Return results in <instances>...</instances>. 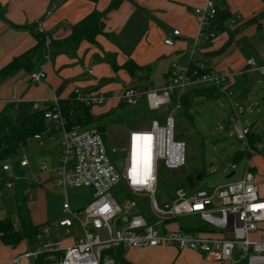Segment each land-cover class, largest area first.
I'll list each match as a JSON object with an SVG mask.
<instances>
[{
  "label": "built area",
  "instance_id": "obj_1",
  "mask_svg": "<svg viewBox=\"0 0 264 264\" xmlns=\"http://www.w3.org/2000/svg\"><path fill=\"white\" fill-rule=\"evenodd\" d=\"M61 0H52L51 10ZM218 0H207L205 6L195 9L199 26L195 43H207L215 37L210 29L211 21L218 14ZM222 9H227L223 7ZM241 18L236 14L230 18L233 25ZM174 30L173 36H180ZM50 43V38H47ZM165 43L173 45L169 36ZM207 60H199L193 67L173 68L161 88L130 86L118 96V102L138 105L146 101L150 109H160L175 101L173 109H181L182 96L193 88L214 86L231 108L232 129L237 138L249 147L248 136L252 129L243 123L247 111L237 98L234 85L235 75L206 68ZM249 68H255L264 76V64L255 59L247 61ZM92 74V69H87ZM242 74V72H239ZM46 77L43 69L32 73L34 82ZM76 98L91 106L107 102L97 91L76 90ZM44 109L47 120L45 129L33 139H55L60 148L57 168L42 160L36 165L27 153L17 158L0 162V213L11 214L10 203L16 201L17 186L26 182L28 202L32 199L33 188L59 187L64 190L63 217L58 221L45 223L36 236V243L15 261L21 258L41 260L42 264H115V260L104 252L108 249L131 247L169 246L190 249L204 255L214 264H264V197L260 195L256 176L250 168L231 182L211 188H195L188 191L182 187L176 190L172 203L160 207L154 198L157 166L163 162L168 168L178 169L186 164V142L175 138V119L170 111L165 123L152 121L150 130L133 131L127 149L107 147L102 130L91 125L87 127L70 125L62 112L59 99L54 98ZM140 136V148L149 143L151 171H142L141 166L133 167L135 137ZM124 153L123 166H118L119 154ZM233 170L237 165H232ZM55 173V174H54ZM125 188H121V184ZM86 189L92 193L93 201L86 207L75 208L69 189ZM194 188V187H193ZM85 195V194H84ZM148 195L151 215L138 211L143 206L138 197ZM180 217H198L203 221L200 229H169L170 221ZM78 224L82 236L70 242L60 239L61 228L69 233ZM55 230V237L51 232ZM29 242V241H28Z\"/></svg>",
  "mask_w": 264,
  "mask_h": 264
},
{
  "label": "crops",
  "instance_id": "obj_2",
  "mask_svg": "<svg viewBox=\"0 0 264 264\" xmlns=\"http://www.w3.org/2000/svg\"><path fill=\"white\" fill-rule=\"evenodd\" d=\"M111 1L61 0L51 10L52 0H0V70L34 48L39 32L45 33L50 41L63 39L70 34L72 25L94 9H106ZM206 2L124 0L119 8L105 17L104 33L98 36L96 43L83 40L77 50L49 46L43 60L32 71L20 70L3 81L0 84V113L11 106L15 123L21 125L29 114L47 108L54 98L67 99L76 90L102 94L107 98L102 110L106 113L121 106L118 96L127 87L161 88L171 69H185L196 61L207 60V69L235 75L237 98L247 111L257 108L254 113L259 115L255 121L245 124L250 125L252 132L261 136L262 141L264 111L260 107V98L264 100V76L255 68H249L247 61L253 58L258 64H264V0H223L231 16L240 14L241 18L233 25L227 20L224 28L211 41L196 44L199 18L195 9L205 6ZM174 30H180V36H173ZM169 36L173 38V45L165 43ZM129 59L141 66L135 75L124 68L114 67L123 65ZM43 68L45 79L34 82L32 73ZM90 68L92 74L87 71ZM187 94L192 100V107L196 100L209 99L193 91ZM219 97V92H216V96L209 100ZM185 109L188 114L189 109ZM258 146L251 149L245 145V149L234 153L233 161L236 164L247 160L243 171L247 168L253 170L261 191L257 175L258 168L262 170L264 159L256 154ZM234 171L237 174L240 172L238 167L231 173ZM194 175L203 178L201 172ZM201 179H197L196 186L202 188L204 186L199 184ZM2 214L0 220L6 217ZM167 227L182 228L177 220L170 221ZM28 249L20 247V243L10 245L0 240V264H36L32 258L15 261ZM162 251L173 255L180 253V257L185 258L183 264H214L197 251L169 246L131 247L126 250L125 259L130 264H151V257Z\"/></svg>",
  "mask_w": 264,
  "mask_h": 264
},
{
  "label": "rangeland",
  "instance_id": "obj_3",
  "mask_svg": "<svg viewBox=\"0 0 264 264\" xmlns=\"http://www.w3.org/2000/svg\"><path fill=\"white\" fill-rule=\"evenodd\" d=\"M105 104L93 106L92 117L98 122L92 125H106L105 140L110 151L112 148L127 149L130 134L133 131L150 130L154 119L158 120L160 124H164L166 115L175 107V101H173L170 105L153 110L149 108L146 101H143L135 106L117 107L111 110L113 111L111 114L106 115L109 111L102 112ZM260 107L264 111V100L261 98ZM253 109L252 112L246 111L243 123L255 121L259 117L257 113H254L257 108ZM185 110V107L181 110L174 109L175 112L173 111L172 114L175 119V138L185 141L187 145L186 164L178 169H171L162 161L158 163V181L154 198L160 207L173 202L179 187L194 191L196 182L193 181V175L195 173L201 172L203 175L199 184L205 188H211L238 179L247 163L246 159L236 163L240 172L230 178L227 177L233 169L234 153L245 149V145L237 138L232 129L230 123L232 111L230 106L224 103V99L221 97L216 100L199 99L196 100L193 107L189 108V115L185 113ZM262 128L264 127L262 126ZM102 129L104 130V128ZM56 138H47L42 141L32 139L27 146L21 148L20 154L27 153L29 155L34 170L42 160L48 161L52 168H57L60 148ZM258 147L256 154L264 159V135ZM118 156H120L118 166L122 167L125 155L123 153ZM261 166L262 170L258 168L257 176L261 185V196L264 197V162ZM189 178H193L191 184ZM68 192L70 201L75 208L86 207L93 201L92 193L86 189H69ZM32 194L29 208L34 224L42 227L47 222L58 221L63 217L62 204L65 196L62 188L37 185L33 188ZM137 201L144 205V207L139 206L138 211L144 215H151L152 207L148 204V195L138 197ZM6 217L12 219L16 228L19 227V216L16 212ZM177 221L182 228L197 229L203 224V221L198 217H180ZM65 230V228H61L58 231L60 232V239L64 242H70L72 239L82 236V230L78 224L71 227L69 233ZM55 232V230L51 232L52 238L55 237ZM20 247H30L25 236L20 242ZM151 258V264H183L185 260L183 256L180 257V253L173 255L169 251H162ZM32 261L35 263L36 259L32 258Z\"/></svg>",
  "mask_w": 264,
  "mask_h": 264
},
{
  "label": "trees",
  "instance_id": "obj_4",
  "mask_svg": "<svg viewBox=\"0 0 264 264\" xmlns=\"http://www.w3.org/2000/svg\"><path fill=\"white\" fill-rule=\"evenodd\" d=\"M123 1L124 0H112L106 9H94L89 15L72 25L70 34L63 39H51L48 44L46 34L39 32L37 34L38 42L34 48L16 57L0 70V84L20 70L32 71L34 66L43 60L49 46L54 45L77 50L83 40L89 43H96L98 36L104 33L105 17L112 10L119 8ZM217 3L220 11L211 21L210 25V29L215 31V36L224 28L225 22L232 17L228 9H222L225 7L223 0H218ZM114 67L124 68L131 75H135L136 71L141 69V66L137 65L131 59L127 60L123 65ZM190 67L192 68L193 65ZM189 91L202 94L212 99L216 96L218 89L214 86H206L193 88ZM59 104L70 125L87 127L98 122L92 117L93 106L77 100L75 92L67 99H60ZM182 104L187 110L189 107H192L193 103L188 94H183ZM123 105L125 104L121 103V106ZM111 112L113 111H109L106 115L111 114ZM46 124L47 120L44 115V109H39L29 114L21 125H17L12 115L11 106L5 108L0 113V162L17 158L20 155L21 148L27 146L35 135L41 133L45 129ZM97 126L105 135L106 125L100 124ZM102 128H104V130ZM248 140L249 147L255 149L258 143L261 142V136L251 132L248 136ZM193 176V181L197 183L198 177L196 175ZM192 179L189 178L190 184ZM27 187L28 184L26 182H21V184L17 186L16 201H11L10 203L11 213L16 212L19 216V227H15L10 217L0 220V240L10 245L19 244L24 236L31 245L35 244L37 240L36 236L41 228L39 225L34 224L31 219L28 197L25 193ZM121 188H125L124 183L121 184ZM196 188L198 189L201 187L196 186ZM200 228L201 227L197 229ZM185 229L195 230L194 228ZM125 252L126 250L123 248H115L106 250L104 254L113 257L115 264H130L125 259ZM36 264H42L41 260H36Z\"/></svg>",
  "mask_w": 264,
  "mask_h": 264
},
{
  "label": "bare ground",
  "instance_id": "obj_5",
  "mask_svg": "<svg viewBox=\"0 0 264 264\" xmlns=\"http://www.w3.org/2000/svg\"><path fill=\"white\" fill-rule=\"evenodd\" d=\"M140 136L135 137V145L133 149V167L138 168L141 166L142 171H151V152H150V147L149 143L144 140L145 145H143L142 148L139 146V142L141 141Z\"/></svg>",
  "mask_w": 264,
  "mask_h": 264
},
{
  "label": "water",
  "instance_id": "obj_6",
  "mask_svg": "<svg viewBox=\"0 0 264 264\" xmlns=\"http://www.w3.org/2000/svg\"><path fill=\"white\" fill-rule=\"evenodd\" d=\"M235 174H237L236 171L230 173V174L228 175V178L232 177V176L235 175ZM198 179H201V176H198Z\"/></svg>",
  "mask_w": 264,
  "mask_h": 264
},
{
  "label": "snow or ice",
  "instance_id": "obj_7",
  "mask_svg": "<svg viewBox=\"0 0 264 264\" xmlns=\"http://www.w3.org/2000/svg\"><path fill=\"white\" fill-rule=\"evenodd\" d=\"M262 207H264V206H262Z\"/></svg>",
  "mask_w": 264,
  "mask_h": 264
}]
</instances>
